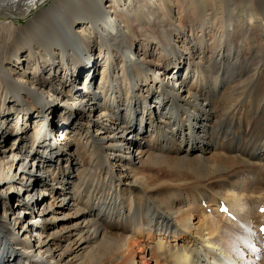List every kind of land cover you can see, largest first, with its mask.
<instances>
[{"label": "bare ground", "instance_id": "6f19581e", "mask_svg": "<svg viewBox=\"0 0 264 264\" xmlns=\"http://www.w3.org/2000/svg\"><path fill=\"white\" fill-rule=\"evenodd\" d=\"M46 1L0 0V264H263L264 1L55 0L9 20Z\"/></svg>", "mask_w": 264, "mask_h": 264}, {"label": "rangeland", "instance_id": "374dc122", "mask_svg": "<svg viewBox=\"0 0 264 264\" xmlns=\"http://www.w3.org/2000/svg\"><path fill=\"white\" fill-rule=\"evenodd\" d=\"M55 0H48V1H46L43 5H41L38 9H36L35 11H33V13H31L30 15H29V13H27V14H25L24 15V17H12V18H10L9 20H12V22L16 25V26H20L21 24H25V23H27V21L29 20V19H31V18H33V17H35L36 16V14L37 13H39L40 11H42V10H44V9H46V8H48L53 2H54ZM190 1V2H189ZM188 2L190 3H188L187 4V6H189V10H192V8L191 7H193L194 5V0H189ZM191 1H193V2H191ZM203 1H205V0H203ZM264 1V0H263ZM245 2H247V0H238V4L236 5L237 7H239V9H241L242 7H243V5H244V3ZM193 3V4H192ZM208 3H209V5H211V6H213V10H211V11H213V12H215V13H218V3H219V0L217 1V0H209L208 1ZM221 4V3H220ZM224 5H225V3H224ZM236 6H235V8H236ZM176 9H177V7H176ZM190 15H192L193 14V12L191 11L190 13H189ZM1 15V14H0ZM194 16V15H193ZM50 20H51V17H48L47 19H46V24H48L49 22H50ZM5 21H7V20H5ZM193 22H194V20H193ZM259 55H262V53L260 52L259 53ZM149 62L150 63H159L160 61H159V58H158V56H152L150 59H149ZM250 65V64H249ZM89 66L90 65H86L85 66V68H84V70H83V73H82V79H83V77L85 78L86 76H87V70L89 69ZM246 66H247V64L244 66V68H246ZM243 68V67H242ZM232 70H229V74H231V75H235V73H236V69H237V67H234V66H232V68H231ZM101 70L102 69H100V71H99V73H98V75L99 76H97V78H96V80H97V83H99L100 82V75H101ZM234 70V71H233ZM235 72V73H234ZM184 74V73H183ZM244 74V73H243ZM236 76H237V74H236ZM46 77H51V76H49L48 74H46ZM237 79V78H236ZM225 80H227V79H225ZM226 82V81H225ZM228 82V81H227ZM234 85V84H233ZM81 86V85H80ZM231 87V86H230ZM264 88V87H263ZM262 88V89H263ZM227 89V88H226ZM249 91H242L243 93H244V96L241 98V99H243V100H245V101H249V100H253V101H255V100H257L259 97H260V93H259V91H257V90H261V89H259L258 87H256L254 84L253 85H250L249 86ZM228 93H230V94H227L226 96H224V98L226 99V103H227V101L229 102L230 100H231V96L233 97V95H232V91H229ZM228 98H230L229 100H228ZM176 98H173L172 100H175ZM222 99V98H221ZM220 99V100H221ZM249 99V100H248ZM220 104H223V102L222 103H220ZM55 121L57 120V118H55L54 119ZM22 123V120H20V124ZM28 124L30 125V126H33V125H35V124H37V122H35L34 123V118H32V119H30L29 121H28ZM95 125H94V123H88V125H86V129H88V130H92L93 129V127H94ZM217 127H219V126H217ZM218 129V128H217ZM216 130V129H215ZM217 139V137H214L213 139H212V143L215 141ZM237 142H239V140L237 141ZM7 144V143H6ZM3 145V144H2ZM4 145H5V143H4ZM224 155H226V154H224ZM108 157H114V155L113 154H109L108 155ZM74 159V158H73ZM74 160H76V159H74ZM248 166V165H247ZM242 167L241 169H239V174L241 175V177L243 178V179H246L248 182L251 180V178H248V177H251V171H253L252 170V168L250 167V166H248V167ZM264 168V167H263ZM154 170L155 171H152V173H156V172H158V171H160V169H158V168H154ZM245 171V172H244ZM249 171H250V173H249ZM42 173V172H41ZM41 173H39V171H38V173L36 174L37 175V177H36V181L38 182L39 181V179L42 177V178H44V176H42V174ZM253 173V172H252ZM245 174V175H244ZM250 174V175H249ZM246 177V178H245ZM254 178V177H253ZM245 180V181H246ZM255 181V180H254ZM259 184H261L262 182H258ZM257 183V184H258ZM263 184V183H262ZM41 185V184H40ZM102 185L104 186V183H102ZM235 185H237V187H235V189L240 193V194H245L247 197H248V201H250V193H248V195H247V193H245V192H243L242 191V189H241V187L239 186V184H235ZM238 186H239V188H238ZM260 186V185H259ZM39 187L40 186H38V187H36V188H38L39 189ZM95 186L93 185V187H92V185H91V187H90V189L91 188H94ZM261 187H262V190H263V188H264V185L262 186H260V189H261ZM240 189V190H239ZM40 190H42V188L40 187V189H39V191ZM13 192L12 193H14V196L12 197V200L10 201V207H13L14 206V208L15 207H18L20 204H21V201H19L18 200V196H17V194H18V191H17V189L14 187L13 188V190H12ZM241 191V192H240ZM243 192V193H242ZM16 194V195H15ZM41 195H42V192H41ZM38 198H40V197H38ZM49 197L48 196H46V201L47 200H49L48 199ZM36 199H37V196H36ZM262 213V212H261ZM141 244H142V246H146V249L148 248L147 246H149V247H151V246H153L152 244L153 243H151L149 240H147L146 239V237L145 238H143L142 239V241H141ZM144 246V247H145ZM145 252V251H144ZM146 253H147V250H146ZM5 254V253H4ZM149 248H148V253H147V257L149 258ZM1 255H2V253H1ZM6 255V254H5ZM255 259V261L257 262V263H260V264H262V260H257V258H254ZM264 261V260H263ZM36 262H38V260L36 261ZM264 264V263H263Z\"/></svg>", "mask_w": 264, "mask_h": 264}, {"label": "built area", "instance_id": "2783aa9c", "mask_svg": "<svg viewBox=\"0 0 264 264\" xmlns=\"http://www.w3.org/2000/svg\"><path fill=\"white\" fill-rule=\"evenodd\" d=\"M44 175V174H43Z\"/></svg>", "mask_w": 264, "mask_h": 264}]
</instances>
